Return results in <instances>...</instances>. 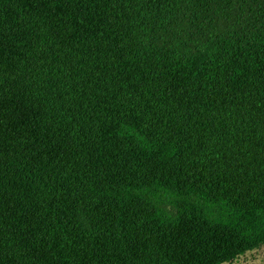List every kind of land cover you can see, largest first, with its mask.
<instances>
[{
    "label": "trees",
    "instance_id": "16d2710c",
    "mask_svg": "<svg viewBox=\"0 0 264 264\" xmlns=\"http://www.w3.org/2000/svg\"><path fill=\"white\" fill-rule=\"evenodd\" d=\"M262 247L264 0H0V264Z\"/></svg>",
    "mask_w": 264,
    "mask_h": 264
},
{
    "label": "rangeland",
    "instance_id": "374dc122",
    "mask_svg": "<svg viewBox=\"0 0 264 264\" xmlns=\"http://www.w3.org/2000/svg\"><path fill=\"white\" fill-rule=\"evenodd\" d=\"M225 264H264V247L248 252L232 262Z\"/></svg>",
    "mask_w": 264,
    "mask_h": 264
}]
</instances>
